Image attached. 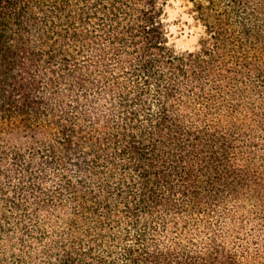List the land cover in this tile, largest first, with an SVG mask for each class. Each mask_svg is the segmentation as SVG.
Here are the masks:
<instances>
[{"label": "trees", "instance_id": "trees-1", "mask_svg": "<svg viewBox=\"0 0 264 264\" xmlns=\"http://www.w3.org/2000/svg\"><path fill=\"white\" fill-rule=\"evenodd\" d=\"M0 0V264H264V0Z\"/></svg>", "mask_w": 264, "mask_h": 264}, {"label": "rangeland", "instance_id": "rangeland-1", "mask_svg": "<svg viewBox=\"0 0 264 264\" xmlns=\"http://www.w3.org/2000/svg\"><path fill=\"white\" fill-rule=\"evenodd\" d=\"M166 8L174 11L175 13L174 18L169 19V13L165 11V19L169 29L170 44L177 51L198 49V40L201 29L196 26L195 22L190 16L186 3L181 0L180 4L175 6L173 3L168 2ZM176 8L182 10L176 11ZM193 29L196 31H193ZM193 37H195L194 42H192Z\"/></svg>", "mask_w": 264, "mask_h": 264}, {"label": "clouds", "instance_id": "clouds-1", "mask_svg": "<svg viewBox=\"0 0 264 264\" xmlns=\"http://www.w3.org/2000/svg\"><path fill=\"white\" fill-rule=\"evenodd\" d=\"M170 3H173L175 6L180 4L181 0H169ZM182 9H179V8H176V11H181ZM165 11H167L169 13V19H172L174 18V11L172 10H169V9H165ZM174 31V30H173ZM193 31H196L195 29H193ZM195 41V37L192 38V42ZM187 46V45H185ZM191 51V49H189Z\"/></svg>", "mask_w": 264, "mask_h": 264}]
</instances>
